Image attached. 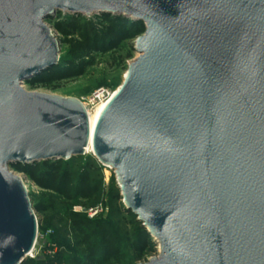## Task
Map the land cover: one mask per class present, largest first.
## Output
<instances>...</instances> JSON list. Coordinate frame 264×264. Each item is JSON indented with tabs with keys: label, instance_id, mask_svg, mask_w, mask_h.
<instances>
[{
	"label": "water",
	"instance_id": "95a60500",
	"mask_svg": "<svg viewBox=\"0 0 264 264\" xmlns=\"http://www.w3.org/2000/svg\"><path fill=\"white\" fill-rule=\"evenodd\" d=\"M58 12L147 27L94 129L79 101L22 86L60 62ZM90 146L161 245L147 264H264V0H0V264L38 236L10 166Z\"/></svg>",
	"mask_w": 264,
	"mask_h": 264
},
{
	"label": "rangeland",
	"instance_id": "374dc122",
	"mask_svg": "<svg viewBox=\"0 0 264 264\" xmlns=\"http://www.w3.org/2000/svg\"><path fill=\"white\" fill-rule=\"evenodd\" d=\"M46 24L59 41L60 62L22 86L27 92L77 100L88 112L100 103L96 96L102 93L105 99L123 85L139 58L137 39L147 30L143 22L105 14L58 12ZM10 170L25 183L38 222L28 261L147 264L161 255L160 243L127 211L114 170L93 153L32 167L11 165ZM96 208L103 212L91 218L90 211ZM77 225L87 227L81 231Z\"/></svg>",
	"mask_w": 264,
	"mask_h": 264
},
{
	"label": "bare ground",
	"instance_id": "6f19581e",
	"mask_svg": "<svg viewBox=\"0 0 264 264\" xmlns=\"http://www.w3.org/2000/svg\"><path fill=\"white\" fill-rule=\"evenodd\" d=\"M115 94H109L108 97H106L104 99L103 94L100 93L99 96L97 97L98 99H100V103L98 105H96V107L93 109L92 112H88L89 113V117H90V123H91V128L92 129H94V127H95L97 121L99 120L102 112L104 111V109L106 108V106L108 105V103L111 101V99L114 97ZM89 152L93 153V150H92L91 146L89 147L87 153H89Z\"/></svg>",
	"mask_w": 264,
	"mask_h": 264
},
{
	"label": "trees",
	"instance_id": "16d2710c",
	"mask_svg": "<svg viewBox=\"0 0 264 264\" xmlns=\"http://www.w3.org/2000/svg\"><path fill=\"white\" fill-rule=\"evenodd\" d=\"M47 73V72H46ZM45 74V73H44ZM25 167H32V166H25ZM90 223H88V225H89ZM78 226V228H79V230H81V231H83V229L82 228H86L87 226H85V225H82V226H80V225H77ZM88 229V228H87ZM102 234H104L105 233V235H108V231L105 229V228H101V231H100ZM149 242V241H148ZM103 243H107V242H103ZM23 264H34V262L33 261H28V260H26Z\"/></svg>",
	"mask_w": 264,
	"mask_h": 264
},
{
	"label": "built area",
	"instance_id": "2783aa9c",
	"mask_svg": "<svg viewBox=\"0 0 264 264\" xmlns=\"http://www.w3.org/2000/svg\"><path fill=\"white\" fill-rule=\"evenodd\" d=\"M98 96H96L95 98H97ZM101 212H103V210L101 208L93 209L90 211V217L91 218L97 217ZM31 256H32V254H31Z\"/></svg>",
	"mask_w": 264,
	"mask_h": 264
}]
</instances>
